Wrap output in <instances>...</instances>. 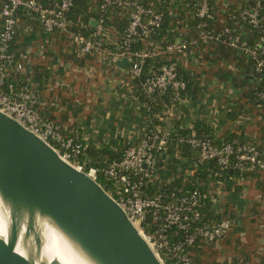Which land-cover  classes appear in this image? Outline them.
<instances>
[{
  "label": "built area",
  "instance_id": "built-area-1",
  "mask_svg": "<svg viewBox=\"0 0 264 264\" xmlns=\"http://www.w3.org/2000/svg\"><path fill=\"white\" fill-rule=\"evenodd\" d=\"M76 1L0 0V110L79 170L109 181L112 196L165 264H194V248L224 239L234 221L221 217L216 224H200L210 193L199 189L176 197L151 194L166 178L161 159L175 142L197 152L195 168L214 162L253 174L264 172V156L254 141L236 138L218 145L195 130L176 132L173 123L181 116L175 109L191 99L183 95L188 82L180 67H204L206 57L226 47L251 62L262 84L255 90L256 103L264 107V0H90L87 20L71 17ZM22 27L60 33L76 52L102 62L127 59L129 65L115 79L125 98V108L116 113L124 125L105 138L110 148L119 143L121 157L97 167L89 166L88 158L87 165V150L100 145L76 138L43 113L38 85L13 49ZM156 104L161 105L157 111Z\"/></svg>",
  "mask_w": 264,
  "mask_h": 264
},
{
  "label": "crops",
  "instance_id": "crops-1",
  "mask_svg": "<svg viewBox=\"0 0 264 264\" xmlns=\"http://www.w3.org/2000/svg\"><path fill=\"white\" fill-rule=\"evenodd\" d=\"M13 49L38 85L43 113L61 121L71 135L102 146L105 138L124 125L116 115L126 106L124 93L115 83L121 75L118 61L102 62L79 54L60 33L39 28H20ZM237 57L241 58L222 47L218 54L205 58L204 67L187 63L185 67L193 75L195 69L201 79L204 98L191 96L175 111L181 117L188 115V121L181 123L184 129L193 128L195 120H204L217 138H248L258 143L264 156V107L251 98V91L262 84L252 64ZM97 125L99 133L94 131ZM235 181L238 192L225 190L221 184L209 187L215 194L216 210L234 225L224 239L196 253L201 264H264V172Z\"/></svg>",
  "mask_w": 264,
  "mask_h": 264
},
{
  "label": "water",
  "instance_id": "water-1",
  "mask_svg": "<svg viewBox=\"0 0 264 264\" xmlns=\"http://www.w3.org/2000/svg\"><path fill=\"white\" fill-rule=\"evenodd\" d=\"M0 210V264H63L42 256L48 227L91 264H165L102 184L1 110Z\"/></svg>",
  "mask_w": 264,
  "mask_h": 264
},
{
  "label": "trees",
  "instance_id": "trees-1",
  "mask_svg": "<svg viewBox=\"0 0 264 264\" xmlns=\"http://www.w3.org/2000/svg\"><path fill=\"white\" fill-rule=\"evenodd\" d=\"M90 0H77L75 6L71 12V17L77 20L81 17L83 20L88 19V7ZM264 12V9H263ZM167 31V25H164V32ZM163 32V34H164ZM258 37L259 35L256 34ZM18 57V56H17ZM237 59H242L238 58ZM244 60V59H243ZM251 64V62H250ZM21 78H25L27 74H21ZM180 76L188 82L187 90L183 92L184 96L191 97L195 99L204 98V87L202 86L201 79L197 75H193L190 68L185 66L180 67ZM13 79V78H12ZM261 88V87H259ZM252 97L255 96V90L251 91ZM161 108L160 104L154 106V110L157 111ZM187 114L182 116L180 120L175 125V130L177 133L190 134L193 130L197 131L198 134L202 136L211 137L216 144L221 145L222 143L230 142L236 139L235 137H229L225 141L217 138L211 131L204 120H195L193 128L184 129L181 126L182 122L188 121ZM191 120V119H190ZM217 138V139H216ZM242 142H249L248 138L240 139ZM120 148L119 143L113 141V148H110L107 144H102L100 148H90L87 150L86 159L88 165V158L90 160L89 166H100L103 160H111L114 158L121 157L118 152ZM197 156V152L193 150L190 146L186 144L172 143L171 149L168 154H166L160 161V167L165 168L164 174L166 178L162 180L161 183L151 188V194H156L162 191L168 193V195L179 196L186 193L188 190L199 189L205 193H210L205 199L204 205L202 207V220L200 224H216L222 216L220 214L213 202L212 198L214 193L211 192L209 188L214 184H221L225 190L233 188L236 192L240 190V186L236 185V178L243 175H247L245 172H241L238 168H227L224 169L220 165L210 162L201 165L199 168L193 166L192 159ZM167 179V180H166ZM170 182L166 185V182ZM97 181L102 184V186L113 196L115 195L113 186L102 176H99ZM227 203V202H226ZM229 204V203H228ZM203 246L198 245L194 248L195 253L200 254L203 252ZM194 264H201L199 256L195 258Z\"/></svg>",
  "mask_w": 264,
  "mask_h": 264
},
{
  "label": "bare ground",
  "instance_id": "bare-ground-1",
  "mask_svg": "<svg viewBox=\"0 0 264 264\" xmlns=\"http://www.w3.org/2000/svg\"><path fill=\"white\" fill-rule=\"evenodd\" d=\"M7 215L0 210V232H5L7 225ZM42 256L48 260L58 259L63 264H91L77 248H75L59 232L48 227L43 243Z\"/></svg>",
  "mask_w": 264,
  "mask_h": 264
},
{
  "label": "rangeland",
  "instance_id": "rangeland-1",
  "mask_svg": "<svg viewBox=\"0 0 264 264\" xmlns=\"http://www.w3.org/2000/svg\"><path fill=\"white\" fill-rule=\"evenodd\" d=\"M206 61V60H205Z\"/></svg>",
  "mask_w": 264,
  "mask_h": 264
}]
</instances>
